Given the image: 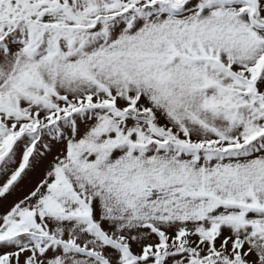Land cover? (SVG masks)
<instances>
[{"label":"snow or ice","instance_id":"6c2138e0","mask_svg":"<svg viewBox=\"0 0 264 264\" xmlns=\"http://www.w3.org/2000/svg\"><path fill=\"white\" fill-rule=\"evenodd\" d=\"M0 264H264V0H0Z\"/></svg>","mask_w":264,"mask_h":264}]
</instances>
